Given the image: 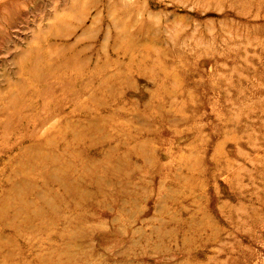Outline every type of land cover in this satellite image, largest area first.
Here are the masks:
<instances>
[{"label":"rangeland","instance_id":"obj_1","mask_svg":"<svg viewBox=\"0 0 264 264\" xmlns=\"http://www.w3.org/2000/svg\"><path fill=\"white\" fill-rule=\"evenodd\" d=\"M0 264H264V0H0Z\"/></svg>","mask_w":264,"mask_h":264}]
</instances>
